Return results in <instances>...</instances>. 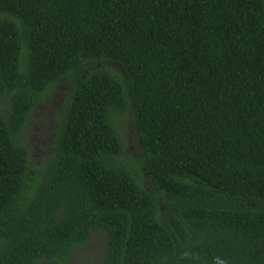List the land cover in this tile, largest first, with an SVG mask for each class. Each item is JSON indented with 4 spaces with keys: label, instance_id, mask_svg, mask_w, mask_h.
Listing matches in <instances>:
<instances>
[{
    "label": "trees",
    "instance_id": "trees-1",
    "mask_svg": "<svg viewBox=\"0 0 264 264\" xmlns=\"http://www.w3.org/2000/svg\"><path fill=\"white\" fill-rule=\"evenodd\" d=\"M96 231L99 264H264V0H0V264H67Z\"/></svg>",
    "mask_w": 264,
    "mask_h": 264
},
{
    "label": "rangeland",
    "instance_id": "rangeland-1",
    "mask_svg": "<svg viewBox=\"0 0 264 264\" xmlns=\"http://www.w3.org/2000/svg\"><path fill=\"white\" fill-rule=\"evenodd\" d=\"M66 89L64 83L54 85L46 99L38 103L31 112L23 140L30 162L36 167L43 166L50 155L52 130L56 125V115L59 113ZM118 125L125 144L123 158L133 163V158L138 156L140 151L138 132L126 114L118 117ZM144 183L150 186L147 176L144 177ZM106 237L104 231L94 232L92 237L76 250L67 264H99L105 253ZM38 264L51 263L41 260Z\"/></svg>",
    "mask_w": 264,
    "mask_h": 264
}]
</instances>
